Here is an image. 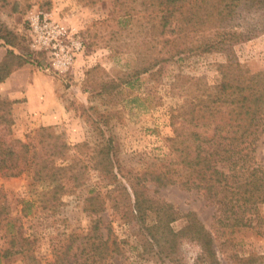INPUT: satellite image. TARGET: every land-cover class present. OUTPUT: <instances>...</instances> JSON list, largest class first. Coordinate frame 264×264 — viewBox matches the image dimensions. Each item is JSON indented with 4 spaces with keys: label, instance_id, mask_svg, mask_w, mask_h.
<instances>
[{
    "label": "rangeland",
    "instance_id": "rangeland-1",
    "mask_svg": "<svg viewBox=\"0 0 264 264\" xmlns=\"http://www.w3.org/2000/svg\"><path fill=\"white\" fill-rule=\"evenodd\" d=\"M140 2L0 0V32L4 29L12 32L15 52L31 54L30 61L19 67L11 84L16 86L15 93H19L12 105L14 136L25 139L24 135H33V131L41 126L50 127L53 134L59 135L58 141L68 145L64 162L72 166L76 175L59 195L58 207L52 212L39 201L42 194L45 197L49 186L33 183L26 175L10 177L0 173V204L8 206V216L14 218V226L23 224L21 230L30 234L34 241L31 255L45 264L75 235L87 231L89 215L83 208L84 198L91 190H99L109 195L102 215L109 220L113 238L119 242L110 261L115 264H160L152 252L141 253L138 231L145 230L127 213L132 200L129 182L144 172L168 169L173 182L158 186L147 181L146 191L150 196L170 204L174 212H194L210 230L221 264H264V201L254 196L249 203V206H256L252 226L219 225L215 219L217 204L206 200L203 190L195 187L196 171L177 162L168 139L173 133L170 115L178 105L189 101L194 94L205 97L221 93L220 81L223 72L226 73L220 66L225 62L224 54L211 52L190 56L167 62L161 69L156 66L154 72L127 76L130 68L139 64L144 52L149 58L154 54L152 46L141 43L145 12ZM35 14L48 16L67 32L74 31L82 42V49L68 69L49 71L39 66L47 58L31 47L29 22ZM233 53L249 73L264 70V33L235 44ZM25 77L42 83V86L45 83L57 94L64 107L61 120L39 124L35 120L37 115L24 107ZM0 95L7 97L3 92ZM33 104L38 105L37 98ZM108 142L114 168L118 171L114 184L108 183L107 177L92 168L95 152ZM254 155L264 167V132L258 139ZM182 181L188 187L182 186ZM22 199L34 201L27 216L20 212ZM251 212L253 217V210ZM126 214L127 222L123 219ZM4 223L5 220L0 222V249L6 245ZM184 224L185 218L178 215L170 226L179 230ZM198 251L197 243L184 240L179 250L181 263L192 262ZM70 256L66 264H71ZM250 257L248 262L246 259ZM0 264H29V260L21 255H0Z\"/></svg>",
    "mask_w": 264,
    "mask_h": 264
},
{
    "label": "trees",
    "instance_id": "trees-1",
    "mask_svg": "<svg viewBox=\"0 0 264 264\" xmlns=\"http://www.w3.org/2000/svg\"><path fill=\"white\" fill-rule=\"evenodd\" d=\"M140 3L145 12L141 43L152 46L154 54L149 58L144 52L127 76L154 72L156 66L161 69L167 62L190 56L224 54L225 62L220 66L226 73L223 72L220 81L221 93L205 97L194 94L189 101L178 105L170 115L173 133L168 139L177 162L196 171L195 187L203 190L206 200L217 204V223L231 228L252 226L256 206L249 203L254 196L264 201V167L254 155L264 132V70L249 73L235 58L233 46L264 33V0H141ZM14 38L7 29L0 32V46L7 47L0 61V82L31 59L30 52H15ZM14 102L0 95V173L10 177L26 175L33 183L49 186L39 201L54 212L60 202L59 195L66 190L70 179L76 177L72 166L64 162L65 149L69 147L58 141L59 135L53 134L50 127L41 126L33 135H24L25 139L14 136ZM95 155L92 168L114 184L118 171L114 168L110 142ZM168 172V169L144 172L129 182L132 200L127 213L145 230L138 231L141 253L152 252L160 264H183L179 250L187 240L197 243L199 248L189 264H221L210 230L194 212H174L170 204L161 203L147 193V181L158 186L173 182ZM181 184L188 187L185 181ZM107 195L99 190L89 192L83 207L89 215L87 231L75 235L45 264H66L69 255L71 264H115L110 259L119 242L113 238L109 220L102 215L107 207ZM20 203L21 215H29L34 201L22 199ZM7 207L0 204L6 242L0 255H21L29 264H43L31 255L34 241L21 230L22 223L13 225L14 218L8 216ZM178 215L185 218V224L174 230L170 223ZM127 218V214L123 216L126 222ZM75 242L74 252L70 254ZM246 260L250 262L251 257Z\"/></svg>",
    "mask_w": 264,
    "mask_h": 264
},
{
    "label": "built area",
    "instance_id": "built-area-1",
    "mask_svg": "<svg viewBox=\"0 0 264 264\" xmlns=\"http://www.w3.org/2000/svg\"><path fill=\"white\" fill-rule=\"evenodd\" d=\"M29 33L31 47L47 58L39 66L51 71H64L71 67L75 55L82 49V42L74 31L67 32L58 22L44 14L30 18Z\"/></svg>",
    "mask_w": 264,
    "mask_h": 264
},
{
    "label": "crops",
    "instance_id": "crops-1",
    "mask_svg": "<svg viewBox=\"0 0 264 264\" xmlns=\"http://www.w3.org/2000/svg\"><path fill=\"white\" fill-rule=\"evenodd\" d=\"M6 50V46H0V61L3 59ZM19 71L20 68H16L0 82V92H3L4 95L13 100L18 98L19 93H15L16 86L12 87L11 84L14 82L13 79L16 78ZM24 85L27 86L23 87L25 92L23 105L31 114L37 115V119L35 120L39 124H52L61 120L64 107L54 91L49 90L45 83L42 86V83L31 81L28 77H25ZM35 97L37 98L38 107L33 104V101L36 100ZM37 110L40 112H37Z\"/></svg>",
    "mask_w": 264,
    "mask_h": 264
}]
</instances>
